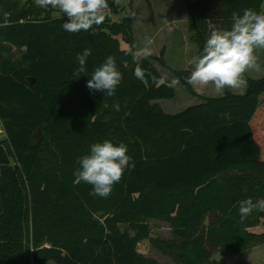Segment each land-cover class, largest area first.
I'll list each match as a JSON object with an SVG mask.
<instances>
[{
  "label": "trees",
  "instance_id": "1",
  "mask_svg": "<svg viewBox=\"0 0 264 264\" xmlns=\"http://www.w3.org/2000/svg\"><path fill=\"white\" fill-rule=\"evenodd\" d=\"M184 1L198 54L209 23L229 30L234 12H261L264 3ZM107 2L95 32L69 33L54 9L0 0V120L8 136L0 139V264H159L138 253L146 240L175 264H214L263 248L264 233L250 229L264 212L241 221L238 201L264 198V77L249 79L243 95L226 91L168 115L155 102L175 99V87L135 78L137 63L163 75L112 38L133 44L127 26L111 23ZM84 49L91 55L78 78ZM108 56L123 77L113 97L86 86ZM189 74L176 77L194 94ZM104 140L126 144L134 161L108 198L90 195L74 176L79 158ZM152 220L170 223L173 238H154Z\"/></svg>",
  "mask_w": 264,
  "mask_h": 264
},
{
  "label": "clouds",
  "instance_id": "2",
  "mask_svg": "<svg viewBox=\"0 0 264 264\" xmlns=\"http://www.w3.org/2000/svg\"><path fill=\"white\" fill-rule=\"evenodd\" d=\"M43 9L59 10L64 17L63 30L69 33L95 32L104 22L106 13L110 10L107 0H34ZM232 25L229 30L216 28L209 23L210 35L202 51L189 61L190 74L185 77L186 83L194 89L212 85L217 93L222 94L225 89H239L246 83L245 73L258 69L256 51L264 49V11L257 12L245 9L240 15L232 14ZM153 40L147 38L142 48L130 46L126 55L147 59L153 54ZM90 49H84L76 56L80 73H86L87 58ZM133 75L144 82L150 79L154 85L174 88L178 79L168 80L152 73L137 63ZM122 73L118 70L116 60L108 56L97 66L87 81V88L100 91L107 97L116 95V89L121 84ZM116 111L120 105L114 104ZM222 118L230 119V114H221ZM79 168L74 172L76 183L83 182L91 186L90 195L108 198L115 184L119 183L126 169L134 167V161L128 155V147L124 143L115 144L111 140L97 142L90 146L89 154L78 160ZM253 212H264V198L255 201L249 197L238 201V213L241 221L247 220Z\"/></svg>",
  "mask_w": 264,
  "mask_h": 264
},
{
  "label": "rangeland",
  "instance_id": "3",
  "mask_svg": "<svg viewBox=\"0 0 264 264\" xmlns=\"http://www.w3.org/2000/svg\"><path fill=\"white\" fill-rule=\"evenodd\" d=\"M264 11V3L261 12ZM112 24L128 27L132 39V45L123 42L122 36H112L121 43L122 50H128L130 46L136 49L142 48L147 38L153 40V54L148 57L168 80L178 79L176 73L191 71L188 61L198 55L197 46L191 41L189 31L188 7L184 0H113V7L109 13ZM10 15H6L9 18ZM59 10L54 9V18H63ZM6 24L8 20H5ZM17 56L19 52L13 50ZM259 68L245 73L246 83L239 89H225L222 94L217 93L212 85L205 88L193 89L190 93L179 81L175 86L176 98L173 100L158 101L165 113L174 115L181 113L189 107L203 102V98H218L230 91L235 95H243L245 86L248 87L249 79H262L264 77V49L256 51ZM134 61H140L142 57H133ZM179 80V79H178ZM39 139L43 135L38 134ZM154 238L171 240L173 238L172 226L166 221L152 220L149 222ZM127 227H122L126 230ZM250 232L264 233V222L260 227L251 228ZM138 253L146 259L156 260L159 264H175L174 261L162 255L154 248L151 241L146 240L139 244ZM264 264V247L256 248L241 258L230 260L218 258L214 264Z\"/></svg>",
  "mask_w": 264,
  "mask_h": 264
},
{
  "label": "built area",
  "instance_id": "4",
  "mask_svg": "<svg viewBox=\"0 0 264 264\" xmlns=\"http://www.w3.org/2000/svg\"><path fill=\"white\" fill-rule=\"evenodd\" d=\"M0 139H8V136H7V134H6V131H5V129H4V126H3V123L1 122V120H0Z\"/></svg>",
  "mask_w": 264,
  "mask_h": 264
},
{
  "label": "water",
  "instance_id": "5",
  "mask_svg": "<svg viewBox=\"0 0 264 264\" xmlns=\"http://www.w3.org/2000/svg\"><path fill=\"white\" fill-rule=\"evenodd\" d=\"M30 82H31L32 85H34L36 80L35 79H31Z\"/></svg>",
  "mask_w": 264,
  "mask_h": 264
},
{
  "label": "crops",
  "instance_id": "6",
  "mask_svg": "<svg viewBox=\"0 0 264 264\" xmlns=\"http://www.w3.org/2000/svg\"><path fill=\"white\" fill-rule=\"evenodd\" d=\"M247 88H248V87L245 86V91H244L245 93H246V91H247ZM245 93H244V94H245ZM222 97H223V96H222ZM189 108H190V107H189ZM166 114H167V113H166ZM174 115H176V114H174Z\"/></svg>",
  "mask_w": 264,
  "mask_h": 264
}]
</instances>
